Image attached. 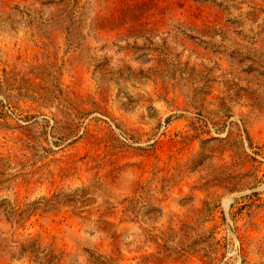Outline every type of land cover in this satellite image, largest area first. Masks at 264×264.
<instances>
[{
  "label": "rangeland",
  "instance_id": "374dc122",
  "mask_svg": "<svg viewBox=\"0 0 264 264\" xmlns=\"http://www.w3.org/2000/svg\"><path fill=\"white\" fill-rule=\"evenodd\" d=\"M0 264H264V0H0Z\"/></svg>",
  "mask_w": 264,
  "mask_h": 264
}]
</instances>
